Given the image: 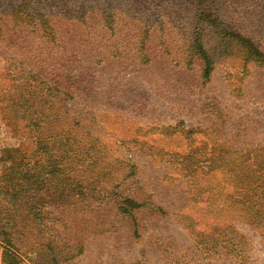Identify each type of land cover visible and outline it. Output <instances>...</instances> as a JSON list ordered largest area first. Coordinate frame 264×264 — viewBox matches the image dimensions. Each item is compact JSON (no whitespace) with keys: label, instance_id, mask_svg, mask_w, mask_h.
<instances>
[{"label":"rangeland","instance_id":"rangeland-1","mask_svg":"<svg viewBox=\"0 0 264 264\" xmlns=\"http://www.w3.org/2000/svg\"><path fill=\"white\" fill-rule=\"evenodd\" d=\"M0 264H264V0H0Z\"/></svg>","mask_w":264,"mask_h":264}]
</instances>
